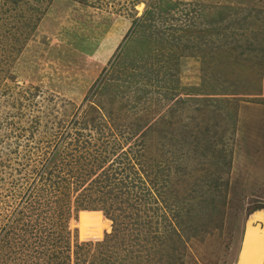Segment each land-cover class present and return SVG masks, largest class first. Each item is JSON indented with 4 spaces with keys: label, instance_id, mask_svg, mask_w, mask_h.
I'll return each instance as SVG.
<instances>
[{
    "label": "rangeland",
    "instance_id": "rangeland-1",
    "mask_svg": "<svg viewBox=\"0 0 264 264\" xmlns=\"http://www.w3.org/2000/svg\"><path fill=\"white\" fill-rule=\"evenodd\" d=\"M252 9L264 15V0H0V264H127L145 239L142 264L151 256L166 264L169 254L149 236L177 224L176 201H196L200 211L210 184L224 189L222 225L211 222L205 244L178 237L186 255L174 264L237 263L248 218L264 211L263 39L245 55L238 41ZM137 19L146 23L134 37ZM142 41L156 46L136 73L145 65L177 78L163 90L143 79L139 92L157 102L115 99L109 118L108 95L90 103V88L121 49L134 54ZM216 97L228 107L196 110ZM137 123L147 128L143 147ZM124 186L131 190L118 192ZM113 187L141 207L131 246L124 213L104 202Z\"/></svg>",
    "mask_w": 264,
    "mask_h": 264
},
{
    "label": "trees",
    "instance_id": "trees-1",
    "mask_svg": "<svg viewBox=\"0 0 264 264\" xmlns=\"http://www.w3.org/2000/svg\"><path fill=\"white\" fill-rule=\"evenodd\" d=\"M253 9H252V11H250V14H247V15L245 14L246 16H251L250 18L245 17V18H242V20H240V23L245 24V28L240 34H238V38H240L238 41H245V43L248 45L247 48H244L242 50L243 53L240 52V54H242V55L243 54L245 55L247 53H249V54L255 53V51H253L252 49L258 50V48H255L256 45L253 44V40L256 41L255 39H258L259 38L258 36H260L261 39H263L262 40L263 43H260L258 40L257 41L260 44V45L259 44L258 45L260 46L261 50L264 51V25H262L264 23L263 22L261 23L262 27L260 28L261 25L257 26L256 22L254 21V19L257 21H262L264 15L261 13V10H257V12H256L257 14L253 15ZM154 13L155 12H153L152 9L146 11V15L147 14L150 15V14H154ZM145 18H149V17H145ZM145 23H146L145 20L141 21V20L137 19L136 23H134V27H135V29L141 28ZM138 30L139 29H136L135 33ZM141 32H142V30H141ZM138 33H136V35H134V37H137ZM144 38H143V40H144ZM135 39H136L135 40L136 43L140 42L139 38H135ZM143 43H144V41H142L140 43V46H141L140 49H139L140 46L131 45L132 50L133 49L135 50L134 54H131V52H130L131 50L129 51L128 45L125 46L123 49H121V52L118 53L114 62L111 63L110 68L107 70V72H105L106 78L102 79L101 82L93 85L90 88V91H92V95H91L90 99H88L90 103H91V101L93 102V100H92L93 96L94 95L96 96V94L100 95V96L106 95V94L108 95V98H106V102L104 103V107L106 109V112L108 113V114L107 113L106 114L109 116V118H111L110 115L113 114V109H111L109 104L111 103L112 105H114L116 100L119 102H124L125 103V104H123L124 107L127 105L135 106V105H137V103L140 100H141V102L142 101L146 102L147 98L149 99L148 100L149 104L157 102L156 98H155V96L151 90L149 92L146 91L144 94H141L139 92V91L144 90L143 89L144 84H142L143 79H146V81H147V79L151 80L152 81L151 83L153 85H155L153 83V80L155 79V81H156L155 83H158V85H156V87L159 88L162 85H164L166 87L168 85V82H170V84H173L175 79L177 78V77H175L176 76L175 71L167 72V76L169 75V77L163 78L159 74L162 72L160 71V69L158 67L156 69H154V68L152 69V68L146 67L145 65H142L143 68L139 69L136 73L135 68L139 67L140 63L143 60H148V59L151 60L150 55L149 56L146 55V52L148 51L151 54H153L152 49L155 48V46H156V45L153 46V45L144 43L148 46L147 47L146 45L143 46ZM145 47H147V48H145ZM158 60L160 61L159 58H158ZM161 66L164 67L165 64L162 63ZM166 67H168V66H166ZM261 68H260V72L263 69V68L262 69ZM135 79H137V80H135ZM235 79L238 80L237 77ZM119 80L121 83L119 82ZM96 85H98V86L95 88ZM97 90H99V91H97ZM162 90H163V86H162ZM131 94L132 95L135 94L136 98L134 97L132 100H130L129 103L124 101V99L127 96L129 97ZM208 98H211V97H208ZM136 99L138 101L135 102V104H133V102ZM216 99L217 100H216L215 104H210V102L207 101V102H205V109H203L202 105L200 104V106H196V110H198L199 112H203L202 110L209 111L211 109H217L220 106L223 108H225V106H226V108L228 107V105L219 104L220 101L222 100L221 98L216 97ZM130 103H132L133 105H130ZM66 113H68V112H66ZM217 116H220V115L217 114ZM220 118H221V116H220ZM95 119L96 118L94 117V120ZM139 119H140V122H142V119H143V121H145V118H143V117H140ZM75 123H77V122H75ZM148 125H150V124H148ZM136 128L137 129H135L134 133H133L134 134L133 138H135V140H137V142H139V144L141 143V147H143L144 145H146L145 139H147L146 138L147 128L143 125V123H141V124L137 123ZM213 141H215V140L214 139L209 140V144H210V142H213ZM200 144H198V145H200ZM206 147H207V144H206ZM209 148L212 149L211 144H210ZM56 157H57L56 154L54 156H52V158L49 160V163L44 168V170L47 169L51 163L56 162V160H57ZM229 164L230 163H228L227 165H229ZM131 166L133 167L134 164H131ZM152 167H154V163H151V168ZM135 173L137 174L138 171H136ZM127 177H128V175L126 174V178ZM215 183H217V182H215ZM115 184H117V183H115ZM219 187L220 186H218L216 184H213V185L210 184L208 190L204 191V194L207 196V199H205V202L203 201L205 206L203 204H200L201 205V206H199V207H201V208H199L200 211H195L196 210L195 209L196 203H197L196 201L189 200V199L186 201H182V202L176 201L172 206L173 209L172 208L171 209L173 210V212H176V214L178 215L177 224H172V223L168 222L166 225L164 224L165 226L163 225L164 230L160 234L155 235V236H152V235L149 236V239H152L151 241L154 242V244H155V242H157L156 240L159 239L160 245L157 244L156 251H159L160 256H163V255L167 256L169 254V258H167L166 264H174L177 259L180 260L182 258V256L186 255L187 245H185V244L178 245V240H176L178 237H181L183 239V236L185 235L186 239H189L192 237H196L195 235H199L201 237L200 241L203 242V244H205L206 242H205L204 238L207 237L206 235L211 233L212 229L216 228V227L211 226L212 225L211 222H213V223L214 222H218V223L221 222V225H222L221 217H224V214H223L224 210L223 209L221 210V206L218 205V203L221 201L222 193H223L224 189L222 188V190H221V189H219ZM116 188L118 189V184H117ZM130 190L131 189H129L127 186H124L118 192L121 193V192L125 191L124 193H126V192H129ZM118 192L115 189V187L111 188V190L109 191L108 198L106 200H104V202L110 203L109 208L116 209L118 212L124 213L123 219L121 220V223H120V228L123 227V229H124L123 231H125L126 229L127 230L129 229L127 237H125V236L123 237V242H125V244H128L129 246H131L134 244V242H132L133 240H130V239L135 240L134 235L136 237L141 236V235H138V232H140L138 230V228L140 226L139 225L140 224V221H139L140 211L139 210L141 209V207L139 208L140 204L135 205V204H133V202L130 203V198L129 197L125 198L124 195H122L120 198H118V196H117ZM67 195H69V194L65 193V196H67ZM136 195L137 194L134 195V198L136 197ZM115 198L119 199V201H118L119 203L114 200ZM109 199H110V201H109ZM123 199H125V201ZM122 203H124V204H122ZM129 206L131 208H136L134 210H137L138 212L137 211H136V213H134L133 211L131 213L127 212V208ZM262 206H256V207H262ZM208 208L210 209V211H208ZM126 218H127V220H126L125 226H124L123 222ZM15 219L13 221H11V225H13L12 223H14ZM195 221H198L199 224L194 225ZM141 223L143 225H149V224H147V222H145V223L141 222ZM113 224H114V222H113ZM113 224H112V227H114ZM122 224H123V226H122ZM133 225H135V228H133L134 227ZM143 225H142V227H143ZM118 227H119V225L117 226V228ZM211 235H213V233ZM61 238H62V236L60 237V239ZM202 238L204 240H202ZM64 240H65V242H68V237L65 236ZM136 240H138V239L136 238ZM127 241L130 244L127 243ZM140 242H139L138 249L132 250V253L129 254L131 256H128L129 259H127L128 260L127 264H133V262H136V264H142L143 253L148 252L149 247L146 246V244H145V243H148V241H146V239H145V243L141 242V244H140ZM141 248H143V249H141ZM154 248H155V246L153 247V249ZM169 248H170V250H169ZM204 248L208 249L207 246H204ZM181 249H184L183 254L181 252H179ZM69 256L70 255H68L67 257H69ZM147 257H148V255H147ZM152 257L153 256H151V258L149 259L150 264H152V259H153ZM182 260H183V262H185V259H182Z\"/></svg>",
    "mask_w": 264,
    "mask_h": 264
},
{
    "label": "water",
    "instance_id": "water-1",
    "mask_svg": "<svg viewBox=\"0 0 264 264\" xmlns=\"http://www.w3.org/2000/svg\"><path fill=\"white\" fill-rule=\"evenodd\" d=\"M258 213L264 214V211L259 210L256 212V214ZM256 214H254L252 218H254ZM261 216L262 219L260 220L262 222H257L261 224V227L260 229L255 228V230L253 229V225H250L253 219L251 217L248 218L243 233L242 246L236 264H251V260L249 258L250 256H248L251 252L250 248H252L254 251H257V257H255L256 259L253 258L252 263H254V261H257V264H264V233H262V230L264 228V215Z\"/></svg>",
    "mask_w": 264,
    "mask_h": 264
},
{
    "label": "bare ground",
    "instance_id": "bare-ground-1",
    "mask_svg": "<svg viewBox=\"0 0 264 264\" xmlns=\"http://www.w3.org/2000/svg\"><path fill=\"white\" fill-rule=\"evenodd\" d=\"M261 215H264L263 213H258L256 214V216H254L253 221H251L250 225H253V229L255 230V226H254V222L256 223L255 225L258 226L259 224L257 222L261 221L260 219H262V216ZM262 222V221H261ZM252 229V230H253ZM260 229V228H259ZM264 233V228H263V232ZM250 253L248 256H250V260H251V264H257V261H254V263H252L253 261V258L257 257V251H254L252 248H250ZM256 259V258H255Z\"/></svg>",
    "mask_w": 264,
    "mask_h": 264
}]
</instances>
